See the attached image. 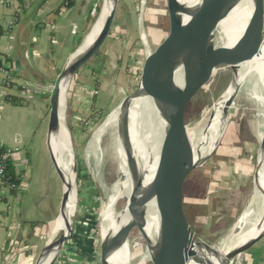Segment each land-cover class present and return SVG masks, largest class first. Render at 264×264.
Wrapping results in <instances>:
<instances>
[{"label": "rangeland", "instance_id": "obj_1", "mask_svg": "<svg viewBox=\"0 0 264 264\" xmlns=\"http://www.w3.org/2000/svg\"><path fill=\"white\" fill-rule=\"evenodd\" d=\"M102 2L96 0L98 10L94 22ZM169 27L166 0H119L111 35L99 57L73 80L67 95L65 120L79 162L77 229L59 264H101V212L122 181V175L115 127L107 126L98 136L97 131L123 100L137 91L146 56L164 40ZM231 79L232 71L229 68H217L213 82L193 99L189 107V128H196L205 119L206 113L227 89ZM263 126L264 115L251 94L246 92L238 96L217 150L193 171L186 182L184 208L189 225L197 237L210 247L222 246L240 216L249 208ZM33 163L35 169L42 168L40 153L36 152ZM49 174L47 186L61 202L59 179L53 169ZM44 197L42 195L41 199ZM125 204L126 199L117 202L114 215L119 214ZM38 215L39 212L35 215L31 210L28 213V217ZM254 218L255 214L252 213L251 222ZM54 224L55 220L50 229L48 227L43 235L40 233L42 240H36H44L42 249L52 235ZM247 227L246 224L243 232ZM130 239L132 244L139 242L137 230L132 231ZM262 242L264 240L236 257L233 264H247L250 255H255ZM139 243L141 245L132 250L130 264H153L145 258L143 241Z\"/></svg>", "mask_w": 264, "mask_h": 264}, {"label": "water", "instance_id": "obj_2", "mask_svg": "<svg viewBox=\"0 0 264 264\" xmlns=\"http://www.w3.org/2000/svg\"><path fill=\"white\" fill-rule=\"evenodd\" d=\"M166 1L170 22L169 32L156 49L147 55L141 69L137 91L131 97L125 98L118 107L120 122L116 135L117 148L120 146L123 151L129 130L131 102L141 97L142 93H150L168 102L169 110L161 111L167 122V132L153 179L141 200L143 202L154 197L160 210L159 237L150 261L153 264H172L180 237L195 239L202 245L208 246L197 237L189 225L184 208V190L189 176L215 153L223 137L203 161L196 162L193 144L188 134L187 113L193 99L213 82L218 67L229 68L232 71V81L238 72L239 65L256 57L264 44V0H253L250 24L241 41L231 47H217L212 40V27L222 0H201V4L193 10L179 0ZM106 3H111V8L101 21L95 41L90 47L81 52L76 51L68 58L55 78L48 96L46 149L50 164L61 185L62 197L57 218L62 221L63 227L56 233L55 253L50 256L45 254L48 240L35 264H59L66 248L76 235L80 172L76 147L66 126L65 108L68 101L67 95L76 75L99 57L102 47L111 35L119 0H103L99 14ZM97 10V6L92 9L94 16ZM184 16L189 19L185 20ZM96 23L95 20L92 28ZM173 49H177L176 52L186 53V67L183 87L170 89L166 83L163 63L166 59L176 57ZM240 88L241 86L236 87L235 92L227 100L223 109L225 118L229 117L239 96ZM263 147L262 142L260 149ZM66 152L72 160L71 179L61 168V156ZM119 155L122 166L121 154ZM125 165L131 171L134 188L121 212L128 208L133 219L110 237L108 242L101 240V264H109L108 253L114 247L121 246L123 240L130 242L132 250L136 248V245H141L139 242L132 244L130 235L133 230L138 231L139 241L142 240L144 246L147 243L144 218L133 210L139 201L135 200L134 195L141 187V178L137 177L136 168L132 164L126 161ZM73 201L75 205L72 209ZM263 240L264 232L231 251L227 259L230 262L233 261ZM188 255H191L190 251ZM177 264H184V258L181 259V255Z\"/></svg>", "mask_w": 264, "mask_h": 264}, {"label": "bare ground", "instance_id": "obj_3", "mask_svg": "<svg viewBox=\"0 0 264 264\" xmlns=\"http://www.w3.org/2000/svg\"><path fill=\"white\" fill-rule=\"evenodd\" d=\"M179 2L191 10L201 4V0H179ZM110 8L111 3L104 4L96 19L97 23L91 29L77 52H81L93 44L101 21L108 14ZM252 13L253 0H222L218 7L214 26L212 27L213 43L217 47H231L241 41L250 24ZM184 19L188 20L189 18L184 16ZM173 50V54L176 57L174 59H166L163 63L166 83L170 89L173 87H183L186 67V53L184 51L176 52L177 49ZM239 86H241L239 96H243L246 92H249L251 98L256 101L264 115V44L256 57L251 61L239 65L238 72L234 75L233 80L220 98L210 107L205 119L196 128L195 126L192 129L188 127V134L193 144L196 162L203 161L224 136L229 117L225 118L223 109L229 97L235 92L236 87ZM168 110L169 104L166 100L150 93H142L141 97L131 102L129 130L125 147L123 151L120 146L117 148V154H121L123 162L120 169L122 181H120L113 194L109 196L101 212V240L104 239L108 242L110 237L114 236L120 228L133 219L128 208L123 213L120 212L117 215H114V208L117 202L122 199L128 200L130 197L134 188V181L131 171L127 168L125 162L127 161L129 164L134 165L136 175L141 178L142 184L134 195L135 200L139 201L133 210L141 214L145 221L144 233L147 236L145 258L148 262L151 261L158 242L160 210L154 197H150L143 202L141 200L147 193L148 186L153 179L167 132V122L164 120L161 111L166 112ZM119 118L120 111L116 109L97 131V136L107 126H114L117 135ZM260 140L261 144L262 142L264 143V126L260 130ZM71 161L70 155L67 152L63 153V156H61V168L70 179L72 178ZM254 171V190L249 208L240 216L228 240L222 246L210 247L202 245L195 239L180 237L174 252L172 264H177L180 255L181 259L184 258V264H233L235 259L231 262L227 259L230 252L264 232V147L263 149H259L257 167ZM74 203L75 201L71 205L72 209L75 205ZM252 213L255 214V218L251 222L250 216ZM246 224L248 227L243 232ZM62 225V221L56 218L52 235L45 250L46 255L50 256L55 253L56 246L54 242L56 240V233L57 230L63 227ZM137 246L139 245L135 247ZM131 250L130 242L123 240L121 246L114 247L108 253V263L130 264L132 260ZM189 251L191 255H188Z\"/></svg>", "mask_w": 264, "mask_h": 264}, {"label": "crops", "instance_id": "obj_4", "mask_svg": "<svg viewBox=\"0 0 264 264\" xmlns=\"http://www.w3.org/2000/svg\"><path fill=\"white\" fill-rule=\"evenodd\" d=\"M9 1L13 9L0 3V19L16 12L18 21L11 31L2 28L0 62L17 68L19 76L8 94L0 82V148L20 149L11 161L19 185L0 203V264H35L44 242L40 240L57 218L60 201L47 186L53 169L46 149L47 93L24 95L21 90L27 84L45 89L53 85L90 33L97 5L96 0H75L71 8L63 7L64 0ZM8 96L22 100L14 105ZM36 152L42 158L39 169L33 163ZM30 210L40 216L28 217ZM254 254L247 264H263L264 242Z\"/></svg>", "mask_w": 264, "mask_h": 264}, {"label": "built area", "instance_id": "obj_5", "mask_svg": "<svg viewBox=\"0 0 264 264\" xmlns=\"http://www.w3.org/2000/svg\"><path fill=\"white\" fill-rule=\"evenodd\" d=\"M71 0H64L65 6H68ZM3 7L8 10L13 9V5L9 0H0ZM16 12L12 13L8 19H0V27L11 31L17 24ZM147 57V56H146ZM19 76L17 68L9 67L0 62V82L7 94L14 87L15 81ZM50 91V87L41 88L33 85H24L21 93L24 95H37ZM20 151L18 147L15 148H0V203L4 202L11 196L14 190L18 189L17 183L13 182L12 177L9 175L8 166L14 156ZM264 264V263H263Z\"/></svg>", "mask_w": 264, "mask_h": 264}, {"label": "trees", "instance_id": "obj_6", "mask_svg": "<svg viewBox=\"0 0 264 264\" xmlns=\"http://www.w3.org/2000/svg\"><path fill=\"white\" fill-rule=\"evenodd\" d=\"M74 1L75 0H71L69 5L68 6H65V3L63 2V7L65 8H71L74 4ZM4 33L3 29L0 27V35H2ZM15 85V84H14ZM45 98H47V96L44 95ZM8 100L13 103L14 105H18L19 102L22 100L20 99L19 97H16V96H8ZM72 130V128H71ZM8 172H9V175L12 177L13 179V182L17 183V185H19L18 181H19V176L16 175L14 173V169H13V166L11 164V162L9 163V166H8ZM16 191V190H14Z\"/></svg>", "mask_w": 264, "mask_h": 264}]
</instances>
